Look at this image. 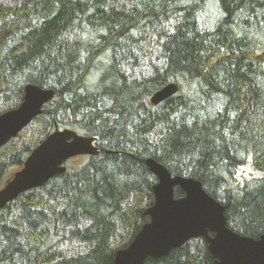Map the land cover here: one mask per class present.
<instances>
[{"label": "trees", "instance_id": "trees-1", "mask_svg": "<svg viewBox=\"0 0 264 264\" xmlns=\"http://www.w3.org/2000/svg\"><path fill=\"white\" fill-rule=\"evenodd\" d=\"M27 84L54 97L19 133L37 136L28 149L0 148V188L55 128L95 137L99 155L0 211V264H113L149 221L148 158L198 180L235 233L264 234V0L0 2V114ZM212 263L202 240L143 264Z\"/></svg>", "mask_w": 264, "mask_h": 264}, {"label": "water", "instance_id": "water-1", "mask_svg": "<svg viewBox=\"0 0 264 264\" xmlns=\"http://www.w3.org/2000/svg\"><path fill=\"white\" fill-rule=\"evenodd\" d=\"M177 90L175 84H167L150 97L151 105L162 103ZM53 97L52 89L25 85L19 106L0 114V148L40 116ZM96 140L70 129L56 128L0 189V211L21 194L41 188L54 176L65 173L68 160L99 155ZM144 163L156 178L153 203L144 211L149 221L127 247L115 252L113 264H143L147 258L160 259L195 239L204 240L212 264H264V234L253 239L235 233L227 226L225 207L209 196L198 180L172 176L152 159ZM175 188L180 189L182 197L175 198Z\"/></svg>", "mask_w": 264, "mask_h": 264}, {"label": "rangeland", "instance_id": "rangeland-1", "mask_svg": "<svg viewBox=\"0 0 264 264\" xmlns=\"http://www.w3.org/2000/svg\"><path fill=\"white\" fill-rule=\"evenodd\" d=\"M23 1L24 0H1V3L8 4V5H18L19 3L23 2ZM140 74L142 75V70L140 71ZM2 110H3V108H1V106H0V112ZM32 129H33L32 125H29L28 127H26V130H32ZM23 132L25 133L26 131L24 130ZM36 139H37L36 135H32V136L21 135V136L16 137L15 143L17 144L19 151H24L25 149H28L31 146L32 142ZM41 139H42V137L40 138V140ZM5 152H7V150H1V154H5ZM12 153H14V152L10 151L9 155H11ZM72 161H70V163H72ZM15 170H16V168H9L5 172V174L2 178L3 179L2 180V186L10 179V177L15 172ZM238 173H239L238 175L240 177H248L250 175L251 171H250L249 166H244L239 170ZM199 241H202V240L196 239V240L191 241L190 243L195 244L196 242H199ZM67 247H68V249L73 250L71 252H77L78 251V250H76L78 247L76 243L70 242L69 245H67Z\"/></svg>", "mask_w": 264, "mask_h": 264}, {"label": "bare ground", "instance_id": "bare-ground-1", "mask_svg": "<svg viewBox=\"0 0 264 264\" xmlns=\"http://www.w3.org/2000/svg\"><path fill=\"white\" fill-rule=\"evenodd\" d=\"M148 159H151V158H148ZM147 160V159H146ZM153 160V159H152ZM155 161V160H154Z\"/></svg>", "mask_w": 264, "mask_h": 264}]
</instances>
